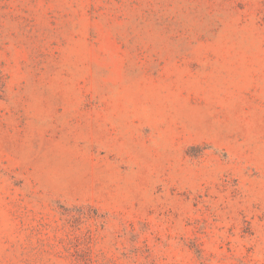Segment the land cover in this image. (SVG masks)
Returning <instances> with one entry per match:
<instances>
[{
  "label": "rangeland",
  "instance_id": "1",
  "mask_svg": "<svg viewBox=\"0 0 264 264\" xmlns=\"http://www.w3.org/2000/svg\"><path fill=\"white\" fill-rule=\"evenodd\" d=\"M0 264H264V0H0Z\"/></svg>",
  "mask_w": 264,
  "mask_h": 264
}]
</instances>
